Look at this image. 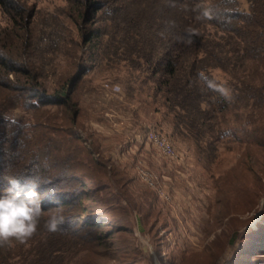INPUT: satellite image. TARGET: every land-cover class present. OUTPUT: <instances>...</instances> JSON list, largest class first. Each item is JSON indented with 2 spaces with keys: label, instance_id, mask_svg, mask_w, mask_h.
Segmentation results:
<instances>
[{
  "label": "trees",
  "instance_id": "trees-1",
  "mask_svg": "<svg viewBox=\"0 0 264 264\" xmlns=\"http://www.w3.org/2000/svg\"><path fill=\"white\" fill-rule=\"evenodd\" d=\"M64 1L56 41L0 37V195L15 191L12 182L26 189L29 181L45 210L32 237L0 244V264H82L76 262L80 252L96 239L123 252L129 248L112 235L104 239L96 219L84 214L80 222L74 214L90 207L84 202L102 179L84 166L94 153L105 158L93 140L74 133L87 132V98L103 88L92 78L109 74L101 84H120L130 100L151 94L154 110L168 112L170 139H178L179 125L190 119L209 131L204 141L214 151L233 119L246 126L236 130L250 135L257 151L264 148V0H154L145 9L135 0ZM20 9L21 0H0L8 17ZM60 142L71 159L67 164ZM56 207L62 223L49 232L47 210ZM247 248L264 254V223L245 234L237 260Z\"/></svg>",
  "mask_w": 264,
  "mask_h": 264
},
{
  "label": "rangeland",
  "instance_id": "rangeland-1",
  "mask_svg": "<svg viewBox=\"0 0 264 264\" xmlns=\"http://www.w3.org/2000/svg\"><path fill=\"white\" fill-rule=\"evenodd\" d=\"M153 1L135 0V3L145 9ZM239 1L240 5L246 3ZM21 3L25 10L21 13L20 9L16 18L0 11V37L9 42L17 36L39 35L56 41L58 17L66 2L21 0ZM61 21L65 29V19ZM52 47L55 49L57 45ZM109 76L92 78L93 86L103 88L87 98V132L74 130L76 136L87 137V143L93 140L105 155L101 158L94 153V160L84 166L102 179L91 194L92 200L84 202L90 207L74 214L77 213L80 222L86 217L96 219L94 228L106 232L104 239L112 235L129 248L123 252L124 248L99 244L95 238L96 241H91L95 244L82 250L76 262L131 264L135 259L138 264H264V254L258 255L256 249L247 248L240 253L243 258L239 260L235 257L245 234L256 230L259 222L264 223V148L257 151L249 142L250 135L243 136L236 130L246 126L230 119L228 134L211 147L214 151H208L204 136L209 131L187 119L179 125V138L173 136L171 141L173 129L167 123L166 108L156 112L157 105L151 103L153 97L148 92L130 100L120 84L108 81L101 84V79ZM105 83L119 85L121 92L108 90ZM7 115L15 116L10 111ZM150 129L171 141L177 158L166 159L146 144L142 133ZM49 134L57 137L56 132ZM80 141L77 139L79 144H85ZM60 146L65 152L63 162H71L61 142ZM140 168L155 179L154 176L141 179ZM150 180L155 188L149 184ZM84 182L87 187L94 186L91 179ZM78 225L74 223L76 228Z\"/></svg>",
  "mask_w": 264,
  "mask_h": 264
},
{
  "label": "clouds",
  "instance_id": "clouds-1",
  "mask_svg": "<svg viewBox=\"0 0 264 264\" xmlns=\"http://www.w3.org/2000/svg\"><path fill=\"white\" fill-rule=\"evenodd\" d=\"M29 187L21 188L19 182H12L15 191L0 195V244L15 239L24 243L38 228L40 218L45 215L40 194L29 181ZM44 228L49 232L58 230L62 223L59 207L47 210Z\"/></svg>",
  "mask_w": 264,
  "mask_h": 264
},
{
  "label": "built area",
  "instance_id": "built-area-1",
  "mask_svg": "<svg viewBox=\"0 0 264 264\" xmlns=\"http://www.w3.org/2000/svg\"><path fill=\"white\" fill-rule=\"evenodd\" d=\"M104 87H106L108 90L114 93L121 92V87L117 84L112 85L110 83H105ZM142 134H143L142 138L146 140V144L156 149L161 156H163L166 159L177 158V154L175 152V148L173 144L164 134H161L160 132L155 131L153 129H150L146 133H142ZM139 174H140L141 179H144V180H149L150 178H152V176H154L153 174L151 175L148 172L144 173L142 168H140ZM154 179H155V176H154ZM149 184L155 188L154 181L152 182L150 180Z\"/></svg>",
  "mask_w": 264,
  "mask_h": 264
}]
</instances>
